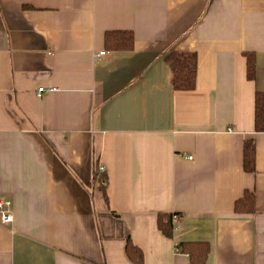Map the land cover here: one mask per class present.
I'll return each mask as SVG.
<instances>
[{"label": "crops", "instance_id": "0c3cea01", "mask_svg": "<svg viewBox=\"0 0 264 264\" xmlns=\"http://www.w3.org/2000/svg\"><path fill=\"white\" fill-rule=\"evenodd\" d=\"M114 30L134 48L109 50ZM169 55L196 69L194 89L174 88ZM257 91L264 0H0V200L13 216L0 214V264H136L129 242L142 264H192L176 246L198 242L206 264H264ZM246 191L255 211L240 214ZM174 214L168 237L159 216Z\"/></svg>", "mask_w": 264, "mask_h": 264}, {"label": "trees", "instance_id": "16d2710c", "mask_svg": "<svg viewBox=\"0 0 264 264\" xmlns=\"http://www.w3.org/2000/svg\"><path fill=\"white\" fill-rule=\"evenodd\" d=\"M28 8V6H26ZM106 46L112 51H129L134 48L135 37L133 32L127 30L108 31L105 34ZM248 58V79H255V63L253 54H247ZM172 65L173 85L177 90H192L196 85L197 71L193 67H178L175 65L172 55L167 57ZM255 129L257 132H264V91H257L255 96ZM256 145L253 139L244 144V169L247 172H255ZM93 184L98 182L100 189L106 194L107 175L95 165L93 170ZM235 211L240 214L252 213L255 211V194L253 191H246L235 203ZM162 232L171 237L174 229L172 215H160L158 220ZM177 250L189 255L192 264H206L210 252V245L206 242L178 244ZM127 252L136 264L143 263L142 251L130 243L127 245Z\"/></svg>", "mask_w": 264, "mask_h": 264}, {"label": "built area", "instance_id": "2783aa9c", "mask_svg": "<svg viewBox=\"0 0 264 264\" xmlns=\"http://www.w3.org/2000/svg\"><path fill=\"white\" fill-rule=\"evenodd\" d=\"M104 54H105L104 50L99 52V56L104 55ZM38 90H39V92H44L45 88L44 87H40ZM189 158H192V156H189ZM100 169L102 171L105 170V168H103V167H100ZM10 206H11V202L9 200H5V201L4 200H0V214L2 216L3 222H5V223L6 222H11L12 219H13V216H12L10 210H9ZM179 217L180 216L178 214H174L173 215L174 222H177L179 220Z\"/></svg>", "mask_w": 264, "mask_h": 264}]
</instances>
